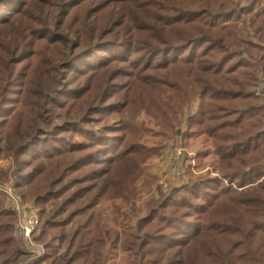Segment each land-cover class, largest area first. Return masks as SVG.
<instances>
[{
  "label": "trees",
  "instance_id": "trees-1",
  "mask_svg": "<svg viewBox=\"0 0 264 264\" xmlns=\"http://www.w3.org/2000/svg\"><path fill=\"white\" fill-rule=\"evenodd\" d=\"M170 141L213 164L136 218ZM3 161L35 264H264V0H0ZM14 223L0 193V264L27 256Z\"/></svg>",
  "mask_w": 264,
  "mask_h": 264
},
{
  "label": "rangeland",
  "instance_id": "rangeland-1",
  "mask_svg": "<svg viewBox=\"0 0 264 264\" xmlns=\"http://www.w3.org/2000/svg\"><path fill=\"white\" fill-rule=\"evenodd\" d=\"M259 92V91H256ZM195 105L192 106L194 109ZM159 136H149L146 140L147 145L153 144ZM177 143H179V139L176 140ZM199 142H187V147L182 148L179 144H176L175 141H170L166 146L163 153V156L160 158L152 159L151 162H149L147 171L145 172L146 178H152V183L150 182V185H148L147 179L146 184L143 183V180H140V182L137 184V194L135 196L134 206L137 208L136 218L142 217L144 214V202L152 197H156L158 188H161L162 191H165L169 187H177L180 186L182 182L187 181L188 174L183 175L185 173L186 166L188 164L196 165L198 164V173H204L207 170H209L210 166L213 164V157L209 156L207 158H204L202 161L198 160L197 158H194V151L196 150V146ZM190 146V147H188ZM10 164V161H3L0 163V167L3 169H6ZM201 166V168H200ZM196 170V171H197ZM10 184L0 185V186H9ZM146 185V186H144ZM13 190V189H12ZM14 192V191H13ZM16 196L20 199V201L23 204H26L23 202V200L20 198V196L14 192ZM4 194V193H2ZM5 195V194H4ZM7 198V196L5 195ZM7 205L10 206V201L7 198ZM29 206V208H33L37 211L36 208H34L32 205L26 204ZM118 208L120 207V212L128 211L129 205L127 206H120V204H114ZM12 209V208H11ZM13 211V210H12ZM98 211L100 212V218L101 222L105 225L106 228H113L116 224V219L118 218L117 211L112 210L109 208L108 205H102L98 207ZM14 212V211H13ZM38 213V211H37ZM18 220V217L16 215V222ZM15 224L14 223V230H15ZM17 233V236H19L23 242L24 249L26 251V258L23 260L20 264H29L31 252H37L39 249H43L38 242L35 241V236L39 234V228L38 225L35 229V231L32 233L29 239H24L21 237V235L15 230ZM120 257V254H118Z\"/></svg>",
  "mask_w": 264,
  "mask_h": 264
},
{
  "label": "built area",
  "instance_id": "built-area-1",
  "mask_svg": "<svg viewBox=\"0 0 264 264\" xmlns=\"http://www.w3.org/2000/svg\"><path fill=\"white\" fill-rule=\"evenodd\" d=\"M0 193H4L10 201L12 210L18 217L15 224V230L24 239H29L38 225V213L33 208H29L23 204L20 199L13 192L12 188L7 186H0ZM29 264H35L44 257V250L39 249L37 252H31Z\"/></svg>",
  "mask_w": 264,
  "mask_h": 264
}]
</instances>
